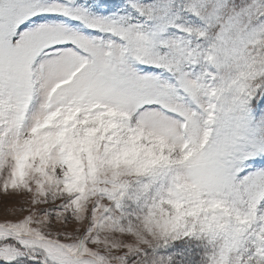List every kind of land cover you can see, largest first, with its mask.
I'll return each instance as SVG.
<instances>
[{"label":"snow or ice","instance_id":"obj_1","mask_svg":"<svg viewBox=\"0 0 264 264\" xmlns=\"http://www.w3.org/2000/svg\"><path fill=\"white\" fill-rule=\"evenodd\" d=\"M0 264H264V0H0Z\"/></svg>","mask_w":264,"mask_h":264},{"label":"rangeland","instance_id":"obj_2","mask_svg":"<svg viewBox=\"0 0 264 264\" xmlns=\"http://www.w3.org/2000/svg\"><path fill=\"white\" fill-rule=\"evenodd\" d=\"M20 197L16 196V195H9L7 197H5V195L0 192V202H3L5 200H7L10 203H18L20 201ZM0 215H2V213H0Z\"/></svg>","mask_w":264,"mask_h":264}]
</instances>
